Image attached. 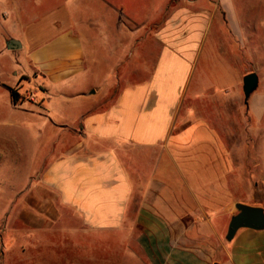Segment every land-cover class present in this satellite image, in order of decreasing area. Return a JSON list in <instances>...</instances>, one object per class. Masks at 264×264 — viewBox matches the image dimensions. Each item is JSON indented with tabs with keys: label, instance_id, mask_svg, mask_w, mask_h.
<instances>
[{
	"label": "crops",
	"instance_id": "crops-1",
	"mask_svg": "<svg viewBox=\"0 0 264 264\" xmlns=\"http://www.w3.org/2000/svg\"><path fill=\"white\" fill-rule=\"evenodd\" d=\"M207 1L56 0L51 14L15 38L24 52L21 73L41 82L33 110L74 137L31 178L36 210L56 215L58 201L89 231L131 235L146 264H264V231L241 229L231 242L226 239L250 178L236 165L237 153L248 144L243 127L222 123L215 107L227 92L210 90V97L197 87L202 82L194 85L210 36L226 50L235 87L246 75L220 39V13ZM83 2L101 9L88 15L81 12ZM216 4L227 18H236L230 0ZM90 21L99 24L88 29ZM153 23L156 43L148 46L146 27ZM108 29L129 39L133 31L145 30L144 38L136 45L101 38ZM148 51L155 54L149 74ZM87 65L95 77L83 81L79 76ZM104 65L134 67L140 78L101 109ZM15 86H7L11 97ZM253 113L261 115L256 107Z\"/></svg>",
	"mask_w": 264,
	"mask_h": 264
},
{
	"label": "rangeland",
	"instance_id": "rangeland-1",
	"mask_svg": "<svg viewBox=\"0 0 264 264\" xmlns=\"http://www.w3.org/2000/svg\"><path fill=\"white\" fill-rule=\"evenodd\" d=\"M211 1L212 10L220 13V39L232 51L243 77L256 72L260 86L246 103L243 81L235 87L237 80L233 81L226 50L213 43V36L209 37L196 67L194 85L202 82L197 87L201 94L210 97V90L219 94L227 92V98L215 101V107L222 112V123L243 127L248 144L236 156L237 168H243L245 176L251 178L245 180L242 204L264 208V0H230L236 18L232 15L227 18L222 6L217 7V0ZM22 2L25 4L15 5L0 0V264H146L138 245L131 241V235L109 236L89 231L82 226L78 214L58 201L53 202L57 216L49 209H35L36 198L29 195L28 190L31 178L38 177L47 163L73 142L74 137L60 132L58 126L48 124L33 110L34 101L41 97L38 88L41 82L21 73L24 52L10 51L6 46L9 38H20L26 26L51 14L59 3L56 0ZM80 5L81 12L88 15H96L101 9L96 3ZM96 24L99 22L90 21L87 28H94ZM155 26L153 23L146 27L148 46L156 43L152 35ZM108 31L110 36L106 32L108 35L101 38L123 39L126 44L136 45L134 43L144 38L145 30L133 31L131 39L115 35L112 29ZM154 55L148 51V74ZM104 66L100 68V74L109 78L98 87L103 94L101 109L111 106L123 88L135 85V80L140 78L134 67L114 70ZM93 71L87 65V73L79 78L85 81L95 77ZM123 75L126 76L124 81ZM223 76H229L230 80H219ZM17 81L23 86H15ZM7 86H15L20 93L17 106L13 104ZM35 91L38 94L34 96ZM209 96L203 100L209 102ZM199 104L198 101L196 106ZM253 107L260 110V116H255ZM38 198L43 199V195Z\"/></svg>",
	"mask_w": 264,
	"mask_h": 264
},
{
	"label": "water",
	"instance_id": "water-1",
	"mask_svg": "<svg viewBox=\"0 0 264 264\" xmlns=\"http://www.w3.org/2000/svg\"><path fill=\"white\" fill-rule=\"evenodd\" d=\"M6 46L10 51H17L22 48L20 41L15 39L8 40ZM259 86L260 78L256 73L247 74L243 78V93L246 103ZM236 209L238 213L231 218L228 226L227 241L231 242L241 229L264 231V208L239 203L236 205Z\"/></svg>",
	"mask_w": 264,
	"mask_h": 264
},
{
	"label": "trees",
	"instance_id": "trees-1",
	"mask_svg": "<svg viewBox=\"0 0 264 264\" xmlns=\"http://www.w3.org/2000/svg\"><path fill=\"white\" fill-rule=\"evenodd\" d=\"M11 92H12L13 101L15 104H17L20 101L21 96L19 95V93L15 89H11Z\"/></svg>",
	"mask_w": 264,
	"mask_h": 264
}]
</instances>
